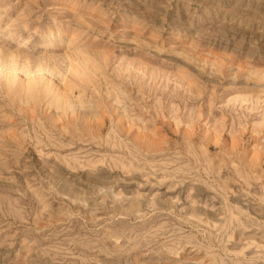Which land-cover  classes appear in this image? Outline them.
Instances as JSON below:
<instances>
[{"label": "rangeland", "instance_id": "rangeland-1", "mask_svg": "<svg viewBox=\"0 0 264 264\" xmlns=\"http://www.w3.org/2000/svg\"><path fill=\"white\" fill-rule=\"evenodd\" d=\"M263 162L264 0H0V264H264Z\"/></svg>", "mask_w": 264, "mask_h": 264}, {"label": "bare ground", "instance_id": "bare-ground-1", "mask_svg": "<svg viewBox=\"0 0 264 264\" xmlns=\"http://www.w3.org/2000/svg\"><path fill=\"white\" fill-rule=\"evenodd\" d=\"M12 59V58H11ZM77 59V58H76ZM12 61H13V59H12ZM85 62V61H84ZM71 64V63H70ZM85 64H86V62H85ZM75 65V64H74ZM85 66V65H84ZM88 67V69H89V66H87ZM92 67V66H91ZM12 69V68H11ZM91 70H93V69H91ZM9 71V70H8ZM14 71V70H13ZM93 72H94V70H93ZM80 73V72H79ZM8 76V75H7ZM14 77V76H13ZM27 77V76H26ZM7 80H8V77L6 78ZM9 80H11V79H9ZM8 80V81H9ZM13 80V79H12ZM7 81V82H8ZM10 82V81H9ZM30 84H31V82L28 80V79H26V80H23V82L21 83V88L23 89V90H26V92L29 90V86H30ZM61 84V83H60ZM63 88V87H62ZM65 90L64 89H56L55 91H54V95H55V100H56V102H59L64 108L65 107H69V108H67L68 110H71L72 109V107H73V102L71 101V100H69L68 99V97L70 96H67V94L64 92ZM29 93V92H28ZM236 98V97H235ZM239 99V98H238ZM241 100V99H240ZM58 103V104H59ZM71 108V109H70ZM61 110H63V109H61ZM64 111H66V108H65V110ZM71 113H74L73 111H71ZM74 121V120H73ZM77 121H75V123H76ZM77 125V124H76ZM82 126V125H81ZM256 133H258V132H256ZM255 134V133H254ZM253 134V135H254ZM218 141V140H217ZM260 152V151H259ZM258 152V153H259ZM262 152V151H261ZM258 158H259V155H258ZM250 159V158H249ZM255 159L257 160V158L255 157ZM245 160V159H244ZM263 160V159H262ZM258 161H260V160H258ZM243 162H245V161H243ZM261 162V161H260ZM245 164V163H244ZM263 164H264V162H263ZM262 165V164H261ZM260 168H262V167H260ZM258 178V177H257ZM262 179V178H261ZM264 180V179H263ZM264 183V182H263ZM263 185V184H262Z\"/></svg>", "mask_w": 264, "mask_h": 264}]
</instances>
